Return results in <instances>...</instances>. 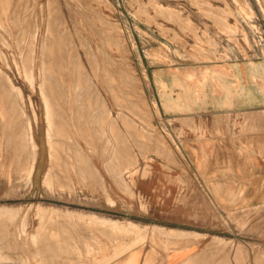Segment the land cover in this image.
Wrapping results in <instances>:
<instances>
[{"label": "rangeland", "instance_id": "1", "mask_svg": "<svg viewBox=\"0 0 264 264\" xmlns=\"http://www.w3.org/2000/svg\"><path fill=\"white\" fill-rule=\"evenodd\" d=\"M10 1L0 0V83H11L17 92L15 96L13 88L4 91L0 87V209L11 210L0 215V264H98L95 259L112 254L120 244L127 253L119 260L127 264L124 259L130 249L167 251L182 240L194 239L205 252L210 248L213 257L209 264H264V206L223 211L206 201L198 203L196 180L176 140L183 132L161 113L155 85L165 68L209 74L216 65L228 68L232 62L247 60L255 61V68L261 70L264 93V0ZM50 35L55 38L48 40ZM230 88V84L223 86L233 97ZM7 91L15 96L17 105L5 102ZM75 91L83 93L81 98L86 102L74 104V97H79L74 96ZM50 99H63L64 103L53 109L58 119H65V129L74 133L75 148L69 154L64 144L69 140L67 130L60 136L53 134L57 154L51 153L46 119ZM81 110L86 112L75 118ZM12 119L21 122L24 131L31 125L34 128L23 146L30 147L34 139L39 147L29 184L18 162L22 135L10 126ZM74 119L79 127L89 119L85 129L91 125L99 132L95 153L86 148V142L94 139L89 131L86 137L75 135ZM82 145L90 155V168L99 175L88 178L82 173L81 167L88 166L79 161L84 155ZM26 158H32L30 152ZM52 158L59 162L53 165L62 175L59 173L54 185L47 187L44 175ZM39 207L58 211L41 212ZM111 220L130 228L135 225L144 234L123 231L113 235L112 230L98 224ZM41 224L44 228L40 230ZM154 228L185 235L168 242L175 236L151 235ZM253 232H259V238ZM101 242L108 249L100 246ZM53 246L60 248L61 254Z\"/></svg>", "mask_w": 264, "mask_h": 264}, {"label": "crops", "instance_id": "2", "mask_svg": "<svg viewBox=\"0 0 264 264\" xmlns=\"http://www.w3.org/2000/svg\"><path fill=\"white\" fill-rule=\"evenodd\" d=\"M255 63L237 61L228 68L219 64L209 74L165 68L155 83L161 113L183 132L176 140L201 193L198 203L206 201L223 211L264 206L263 76ZM225 84H230L233 97L223 89ZM195 242L180 241L167 251L135 249L124 260L209 264L210 248L205 252Z\"/></svg>", "mask_w": 264, "mask_h": 264}, {"label": "bare ground", "instance_id": "3", "mask_svg": "<svg viewBox=\"0 0 264 264\" xmlns=\"http://www.w3.org/2000/svg\"><path fill=\"white\" fill-rule=\"evenodd\" d=\"M8 1H10V0H8ZM81 1V0H80ZM10 2H12V1H10ZM81 3H83V2H81ZM80 3V4H81ZM105 3V2H104ZM26 4V3H25ZM37 4V3H36ZM14 5V4H13ZM20 5H22L21 3H20ZM35 5V4H34ZM83 5V4H82ZM23 6H25V5H23ZM33 6V5H32ZM145 6V5H144ZM192 6V5H191ZM14 7V6H13ZM15 7H17V5L15 6ZM19 7V6H18ZM83 8H84V6H82ZM26 8V7H25ZM77 8V7H76ZM81 8V7H80ZM79 8V9H80ZM86 8V7H85ZM11 9H13L12 7H11ZM17 9V8H16ZM27 9V8H26ZM68 9H69V7H68ZM147 9V8H146ZM169 9V8H168ZM21 10V9H20ZM161 10H162V8H161ZM13 11V10H12ZM30 11V10H29ZM89 11V10H88ZM91 11V10H90ZM158 11V10H157ZM245 11H247V10H245ZM15 12V11H14ZM22 12V11H21ZM84 12V11H83ZM163 12V11H162ZM170 12V11H169ZM173 12V11H172ZM24 13H26V12H24ZM24 13H23V17L25 16L26 17V15H24ZM246 13H248V12H246ZM14 14V13H13ZM16 14H19V13H16ZM21 14V13H20ZM36 14V13H35ZM69 14V13H68ZM88 14V13H87ZM96 15V14H95ZM99 15V14H98ZM156 15V14H155ZM157 15H159V14H157ZM162 15V14H161ZM10 16V15H9ZM8 16V18H10ZM17 16V15H16ZM162 16H164V15H162ZM13 17V16H12ZM22 17V16H21ZM20 17V18H21ZM33 17V16H32ZM75 17V16H74ZM166 16H164V18H165ZM42 18H44V17H42ZM86 18H87V16H86ZM102 18V17H101ZM155 18V17H154ZM14 19H16V18H14ZM35 19V18H34ZM33 19V20H34ZM40 19H41V17H40ZM178 19V18H177ZM18 20V19H17ZM30 20V19H29ZM179 20V19H178ZM21 21V20H20ZM32 21V20H31ZM44 21V20H43ZM84 21V20H83ZM89 21H91V20H89ZM88 21V22H89ZM104 21V20H103ZM181 21V20H180ZM17 22H19V20L17 21ZM55 22V21H54ZM21 23V22H20ZM20 23H19V25H20ZM25 23V22H24ZM32 23V22H31ZM46 23V22H45ZM106 23V22H105ZM32 24H34L35 25V23H32ZM36 24H39L38 22L36 23ZM54 24V23H53ZM78 24H79V22H78ZM17 25V24H16ZM22 25V24H21ZM20 25V26H21ZM43 25V24H42ZM56 25V24H55ZM87 25V24H86ZM184 25V24H183ZM13 26V25H12ZM15 26V25H14ZM26 26V25H25ZM24 26V27H25ZM32 26V25H31ZM38 26V25H37ZM108 26V25H107ZM163 26V25H162ZM188 26V25H187ZM186 26V27H187ZM17 27H18V25H17ZM34 27V26H33ZM36 27V26H35ZM39 27V26H38ZM50 27V26H49ZM93 27V26H92ZM183 27V26H182ZM21 28V27H20ZM26 28V27H25ZM28 28V27H27ZM37 28V27H36ZM91 28V27H90ZM113 28V27H112ZM116 28V27H115ZM114 28V29H115ZM184 28V27H183ZM31 29V28H30ZM85 29V28H84ZM104 29V28H103ZM190 29H192V28H190ZM18 30V29H17ZM57 30V29H56ZM105 30V29H104ZM113 30V29H112ZM25 31V30H24ZM27 31V30H26ZM47 31V30H46ZM51 31V30H50ZM49 31V32H50ZM55 31V30H54ZM97 32H98V30H96ZM28 32V31H27ZM34 32V31H33ZM40 32V31H39ZM52 32L53 31H51L50 33L52 34ZM103 32V31H102ZM30 33H32V32H30ZM36 33V32H35ZM38 33V32H37ZM110 33V32H109ZM27 34H29V33H27ZM60 34V33H59ZM74 34H77V33H74ZM88 34V33H87ZM194 34V33H193ZM15 35H16V33H15ZM38 35V34H37ZM47 35V34H46ZM107 35V34H106ZM33 36H35V34L33 35ZM44 36V35H43ZM48 36H49V34H48ZM51 36V35H50ZM17 37V36H16ZM27 37H28V35H27ZM36 37V36H35ZM54 37V36H53ZM52 36L51 37H47L48 38V40H49V38H53ZM79 37H81L80 35H79ZM92 37V36H91ZM111 37V36H110ZM55 38V37H54ZM60 38V37H59ZM107 38V37H106ZM84 39V38H83ZM52 40V39H51ZM60 40V39H59ZM58 40V41H59ZM85 40V39H84ZM108 40V39H107ZM101 41V40H100ZM48 42V41H47ZM51 42V41H50ZM49 42V43H50ZM56 42V41H55ZM94 42V41H93ZM46 43V42H45ZM57 43V42H56ZM55 43V44H56ZM83 43V42H82ZM103 43V42H102ZM108 43V42H107ZM50 44H52V43H50ZM45 45V44H44ZM53 45V44H52ZM109 45V44H108ZM49 46V45H48ZM87 46V45H86ZM72 47V46H71ZM83 47V46H82ZM90 47V46H89ZM104 47V46H103ZM46 48H47V46H46ZM58 48V47H57ZM62 48V47H61ZM73 48V47H72ZM105 48V47H104ZM48 49V48H47ZM49 49H52L51 47L49 48ZM63 49V48H62ZM61 49V50H62ZM81 49V48H80ZM85 49V48H84ZM90 49H91V47H90ZM98 49H100V48H98ZM102 49V48H101ZM76 50V49H75ZM88 50V49H87ZM87 50H85V51H87ZM40 51V50H39ZM60 51V50H59ZM64 51V50H63ZM71 51V50H70ZM101 51V50H100ZM47 52V51H46ZM51 52H52V50H51ZM65 52V51H64ZM78 52V51H77ZM92 52H93V50H92ZM44 53V52H43ZM42 53V54H43ZM49 53V52H48ZM73 53V52H72ZM86 53H88V52H86ZM107 53V52H106ZM91 54H93V53H91ZM50 55V54H49ZM88 55H90V53L88 54ZM101 55H104V53L103 54H101ZM106 55V54H105ZM43 56H44V54H43ZM48 56V55H47ZM54 56V55H53ZM72 55H70V57H71ZM50 57V56H49ZM96 57V56H95ZM107 57H109V56H107ZM107 57H105V58H107ZM210 57V56H209ZM43 58V57H42ZM51 58V57H50ZM54 58V57H53ZM88 58V57H87ZM90 58H92L93 59V56L92 57H90ZM111 58H113V57H111ZM110 58V59H111ZM52 59V58H51ZM55 59V58H54ZM58 59V58H57ZM56 59V60H57ZM94 59H96V58H94ZM109 59V58H108ZM56 60H54L55 62H56ZM89 60V59H88ZM91 60V59H90ZM44 62H45V60H43ZM51 61V60H50ZM106 61V60H105ZM110 61V60H109ZM54 62V63H55ZM64 62V61H63ZM91 62V61H90ZM89 62V63H90ZM93 62H94V60H93ZM99 62V61H98ZM98 62H96V63H98ZM43 63V62H42ZM49 63V62H48ZM58 63H60V62H58ZM58 63H56V64H58ZM65 63V62H64ZM68 63V62H67ZM106 63V62H105ZM45 65H46V63H44ZM50 64V63H49ZM80 64V63H79ZM91 64V63H90ZM40 65V64H39ZM43 65V64H42ZM44 65V66H45ZM55 65V64H54ZM61 65V64H60ZM70 65V64H69ZM47 66V65H46ZM50 66V65H49ZM74 66V65H73ZM100 66V65H99ZM114 66V65H113ZM48 67V66H47ZM62 67V66H61ZM44 68V67H43ZM52 68V67H51ZM111 68V67H110ZM126 68V67H125ZM40 69V68H39ZM57 69H59V68H57ZM64 69V68H63ZM73 69V68H72ZM93 69V68H92ZM108 69H109V67H108ZM108 69L106 70V71H108ZM111 70V69H110ZM117 71H119V70H117ZM1 72V71H0ZM48 72V71H47ZM60 72V71H59ZM82 72V71H81ZM111 72V71H110ZM118 73V72H117ZM42 74V73H41ZM45 74H46V72H45ZM58 74H60V73H58ZM78 74V73H77ZM76 74V75H77ZM79 74H80V72H79ZM84 74V73H83ZM104 74H105V72H104ZM111 74V73H110ZM121 74H123V73H121ZM134 74V73H133ZM1 75V74H0ZM3 75V74H2ZM53 75H55V74H53ZM67 75H68V73H67ZM129 75V74H128ZM4 76V75H3ZM45 76V75H44ZM57 76V75H56ZM66 76V75H65ZM106 76H107V74H106ZM105 76V77H106ZM52 77V76H51ZM55 76H53V78H54ZM73 77H74V75H73ZM7 78V77H6ZM5 78V81L7 80ZM84 78V77H83ZM132 78V77H131ZM1 79V78H0ZM47 79H48V77H47ZM107 79V78H106ZM109 79V78H108ZM58 80H60V79H58ZM64 80V79H63ZM130 80V79H129ZM46 81V80H45ZM51 81H53V80H51ZM50 81V82H51ZM123 81H125V80H123ZM54 82H58L57 80H55ZM53 82V83H54ZM5 82H3V84H1L0 83V87H2V89L3 88H5V90L4 91H6L8 88H13V89H11V91H12V94H14L15 95V92H17L16 91V87L14 88V86L13 85H10L11 83L8 81V83H10L9 85L8 84H4ZM43 83V82H42ZM64 83V82H63ZM70 83V82H69ZM109 83V82H108ZM107 83V85H109ZM14 84V83H13ZM74 84V83H73ZM125 84H127V82L125 83ZM9 87H8V86ZM56 86H57V84H55ZM58 85H59V83H58ZM75 85V84H74ZM120 85V84H119ZM128 85V84H127ZM126 85V86H127ZM136 85V84H135ZM134 85V86H135ZM41 86V85H40ZM62 86V85H61ZM105 86V85H104ZM43 87V86H42ZM44 88V87H43ZM53 88V87H52ZM57 88V87H56ZM55 88V89H56ZM107 88V87H106ZM112 88V87H111ZM114 88V87H113ZM130 88V87H129ZM40 89V88H39ZM49 89V88H48ZM54 89V88H53ZM58 89V88H57ZM56 89V90H57ZM10 90V89H9ZM15 90V91H14ZM46 90V89H45ZM60 90H61V88H60ZM60 90H58V92H59V94L61 95V93H62V91L60 92ZM134 90V89H133ZM13 91H14V93H13ZM48 91V90H47ZM50 91V90H49ZM55 91V90H54ZM81 91V90H80ZM1 93H2V90L0 91ZM55 92H57V91H55ZM75 92H77V93H74V96H78L79 95V97H74L75 99L73 100V102H74V104H76V105H80V104H83L82 102L84 101V102H86V100H84L85 98H81V95L83 94V93H79L78 91H75ZM82 92V91H81ZM7 97L5 98V102L7 103V104H9V103H11V104H13L14 103V105L16 104L15 102H16V99L14 100V98H15V96L14 95H12V94H10V92H8L7 91ZM53 93V92H52ZM118 93V92H117ZM120 93V92H119ZM5 94H6V92H5ZM131 94V93H130ZM2 95V94H1ZM45 95V94H44ZM46 96V95H45ZM48 96V95H47ZM47 96L46 97H44L45 98V102L46 103H48L47 101H48V98H47ZM62 96V95H61ZM3 97V96H2ZM1 98V97H0ZM1 100H3V99H1ZM4 101V100H3ZM61 102L62 103H64L63 102V99H58V100H56V101H54L53 99H50V101H49V105H50V108H49V112H48V118H46V119H48V127H49V132H47L48 133V140H49V144L51 143L52 145H51V148H50V150H51V153L53 152V151H55V149L57 148L56 146H53V140H51V139H53L52 137H54L55 135L57 136V135H63L64 133L63 132H65V130H67V134H66V136H68V137H66V139L67 138H69V140H68V142H64V144H65V146H67V154H69L71 151H73L74 150V144H73V141H76V140H74L75 138L73 137V135H74V133H72V132H74L73 131V128L75 127L77 130H76V133H75V135L77 134V133H79V134H81L82 136H84V137H86L85 136V132H87V131H89V133H88V135L89 136H91L92 138H94V139H91V141H89V143L87 144V142H86V145H87V149H90L89 151H90V153H95L96 152V149H95V147H96V144H97V137H99V132L98 131H95L94 130V128L90 125V128H88V130H86L85 129V126H89V123H90V120L89 119H87V120H85V124L83 125V126H80L79 127V124H78V122L74 119V121L75 122H73L71 125H72V127L70 126V124L69 123H67V122H69V121H67L66 123L67 124H69V126L71 127V129H72V131H71V133L73 134H70V132H68L69 130L68 129H65V127L67 126V125H65V119H58L57 118V114H56V111L53 109V108H55L54 106H57V104H61ZM45 103V104H46ZM127 103H128V101H127ZM117 104V103H116ZM17 105V104H16ZM48 105V106H49ZM19 106V105H18ZM48 106H46V108L48 107ZM120 106V105H119ZM117 107V106H116ZM129 107V106H128ZM17 107H15V109H16ZM121 108H123V107H121ZM120 108V109H121ZM123 110V109H122ZM132 110V109H131ZM83 110H81L80 112H82ZM85 111V110H84ZM158 111V110H157ZM86 112V111H85ZM84 112V113H85ZM83 112L82 113H78V114H76L75 115V118H76V116L77 115H79V114H84ZM143 113V112H142ZM86 115H87V113H86ZM139 115V114H138ZM127 116V115H126ZM143 116V115H142ZM16 117V116H15ZM86 118H87V116H86ZM123 118V117H122ZM139 118H142V117H140L139 116ZM9 119H11V118H9ZM8 119V120H9ZM13 119H14V116H13ZM13 119H12V121H13ZM127 119V118H126ZM130 119V118H129ZM70 120V119H69ZM16 121H19V120H16ZM47 121V120H46ZM71 121V120H70ZM250 121V120H249ZM98 123V121L96 120V118H94V123ZM7 124V123H6ZM10 124V122H8V125ZM23 124V123H22ZM143 124V123H142ZM6 126V125H5ZM10 126L13 128V129H18L20 132H21V135H22V145H20L19 147H17V152H20L19 153V158L18 157H16V160H17V158H18V162L22 165V168H23V170H24V175H25V177H26V181L25 182H27L28 184L29 183H31L32 182V180H33V176H34V170L36 169V163H37V158H38V155H39V147H38V145L35 143V141H34V139H32L31 137H29L30 139H32V142H31V146L30 147H28V146H23V144H24V140H26V138L30 135H32V134H34V128L32 127V125H31V128L29 129V130H27V131H24L23 130V127L21 126V122H11V124H10ZM65 126V127H64ZM143 126V125H142ZM130 128V127H129ZM86 130V131H85ZM24 131V132H23ZM55 132V133H52V132ZM145 133V132H144ZM53 134H54V136H53ZM101 134V133H100ZM55 136V137H56ZM81 136V138L82 139H84L83 137ZM148 136V135H147ZM76 137V136H75ZM149 138V137H148ZM79 141V140H78ZM120 145V144H119ZM144 145H145V143H144ZM140 146V145H139ZM82 148L84 149L83 150V154L84 155H82V157H81V159L79 160L80 162H81V160H82V163L81 164H85V165H88V166H83V168L81 167V170H82V173H87V176H88V178L91 176V177H94V175H99L98 174V171L96 170V169H92V168H90L91 166H90V164H89V154L88 153H86V151H85V148H84V146L82 145ZM117 148H119V146L117 147ZM118 150V149H117ZM159 150H161V148H159ZM144 151V150H143ZM27 152H30L31 153V156H32V158H26V156H27ZM55 153L57 154V152L55 151ZM69 157H71V156H69ZM122 157V156H121ZM55 158H52L51 159V166H50V168L46 171V173H45V175H44V184L45 185H47V187H52L53 185H54V182H55V178H57V176H58V174L59 173H61L60 171H59V169H57L56 168V166L55 165H53L54 163H57L58 161H57V159H55ZM117 159V158H116ZM128 159H129V157H128ZM127 160V159H126ZM115 161V160H114ZM17 162V161H16ZM71 162V161H70ZM70 162H68V163H70ZM32 163V164H31ZM59 163V162H58ZM31 164V165H30ZM61 164V163H60ZM113 164V163H112ZM14 165H18V163L17 164H14ZM21 165H20V167H21ZM77 165H78V163H77ZM107 165V164H106ZM105 166V165H104ZM108 166V165H107ZM108 168V167H107ZM106 168V169H107ZM17 169H18V167H17ZM21 169V168H20ZM30 169V170H29ZM109 169H111V168H109ZM22 170V169H21ZM128 170V169H127ZM108 171V170H107ZM80 173H81V171H80ZM111 173V172H110ZM128 173V172H127ZM16 174V173H15ZM89 174V175H88ZM61 175H62V173H61ZM83 175V174H82ZM112 175H114V174H112ZM117 175V174H116ZM120 175V174H119ZM123 175V174H122ZM131 175V174H130ZM21 176V175H20ZM19 176V177H20ZM84 176H85V174H84ZM132 176V175H131ZM115 178V177H114ZM60 179V178H59ZM58 179V180H59ZM118 179H120V178H118ZM57 180V179H56ZM57 180V181H58ZM115 180V179H114ZM121 180H122V178H121ZM100 182V181H99ZM120 182V181H119ZM125 182V181H124ZM57 183H59V182H57ZM57 183H56V185H57ZM103 185V184H102ZM104 186V185H103ZM123 187V186H122ZM125 190H126V188H124ZM104 190H106V188L104 189ZM127 191L129 192V190L127 189ZM123 192V191H122ZM125 193V192H124ZM40 209H39V211H41V212H43V211H47V210H50V211H56L57 209H55V208H53V209H49V208H44V207H39ZM58 211V210H57ZM8 212H11V210L10 209H8V208H5V209H0V215H4V214H9ZM2 213V214H1ZM51 215H52V213H50ZM50 214H49V216H50ZM2 215V216H3ZM11 216V215H10ZM90 216V215H89ZM26 222V221H25ZM42 223V222H41ZM53 223V222H52ZM57 223V222H56ZM72 224V223H71ZM97 224V223H96ZM98 224H100V225H102L103 226V228L105 227V229L107 228V230H112L113 231V235L115 234V232H123V231H127L126 233H135L134 234V236L135 235H138V236H143L142 234H144V231H142V230H140L139 228H134V227H136L135 225H131L132 227L130 228V227H127V226H122L121 225V223H116L115 221H105V222H100V223H98ZM44 225V224H43ZM50 225V224H49ZM55 225V224H54ZM99 225V226H100ZM51 226H52V224H51ZM57 226V225H56ZM74 226V225H73ZM88 226V225H87ZM102 226H100L101 228H102ZM54 227V226H53ZM42 228H44L43 226H42V224H41V226H40V230L42 229ZM46 229V228H45ZM48 229V228H47ZM46 229V230H47ZM49 229H52V228H49ZM54 229H56V227H54ZM46 230H44V231H46ZM109 230V231H110ZM145 230H147V228L145 229ZM49 231H51V230H49ZM86 231V230H85ZM108 231V232H109ZM112 231H110V232H112ZM151 235H160V234H169L171 237H174L175 236V238H173V239H167V241L168 242H175V240L177 241L178 240V238L177 237H184V233H182V234H178L177 232H175V231H169V230H165V229H162V228H154V229H151ZM42 232V231H41ZM51 232H53V231H51ZM118 234V235H120V237H121V234ZM150 233V232H149ZM156 233H159V234H156ZM181 235V236H180ZM153 236V237H154ZM119 237V238H120ZM111 238H113V236L111 237ZM122 239H123V237H121ZM121 239V240H122ZM110 240V239H109ZM113 240V239H112ZM120 240V239H119ZM120 240V241H121ZM119 241V242H120ZM183 241V240H182ZM187 240H185V242H186ZM216 241V240H215ZM111 242H113V241H111ZM143 242H144V240H143ZM220 242V241H219ZM38 243V242H37ZM102 243V245L100 244V246H103L105 243L104 242H101ZM138 242H136V244H137ZM226 243V242H225ZM229 243V242H228ZM52 244H53V242L51 243V246H52ZM112 244V243H111ZM111 244H110V246H111ZM114 244V243H113ZM112 244V245H113ZM115 244H117V243H115ZM114 244V245H115ZM141 244V243H140ZM29 245V244H28ZM54 245V244H53ZM56 245L57 244H55V247H56ZM211 245V244H210ZM50 246V247H51ZM89 246V245H88ZM87 246V247H88ZM116 246V245H115ZM50 247H48V248H50ZM58 247V246H57ZM61 247V246H60ZM90 247V246H89ZM104 247H106L105 245H104ZM120 247H123V244H120V245H118L115 249H114V251L112 252V254H104V255H102L101 257H99V258H97V259H95V263L96 262H98V264L100 263V264H121V262H120V258H122L124 255H126V253L124 252V251H122L121 249H120ZM53 248H54V246H53ZM107 248V247H106ZM111 248V247H110ZM55 249H57V252H58V250H59V252L57 253L56 251H55ZM100 249H102V247L100 248ZM99 249V250H100ZM105 248H103V250H104ZM108 249V248H107ZM48 250H50L51 251V249H47V251ZM132 250V251H131ZM133 250H135V249H130V252L129 253H131V254H133ZM46 251V252H47ZM54 251L57 253V254H61V251H60V248L58 249V248H54ZM100 251H102V250H100ZM104 251H106V249L104 250ZM238 251V250H237ZM49 252V251H48ZM51 253H52V251H51ZM55 253V254H56ZM102 253V252H101ZM100 253V254H101ZM239 253V252H238ZM237 252H236V254H237V256L239 257V254H238ZM50 254V253H49ZM235 254V255H236ZM99 255V254H98ZM28 256V255H27ZM49 256V255H48ZM198 256V255H197ZM53 258V257H52ZM194 258V257H193ZM59 260H62V259H60V258H58ZM198 259H200V258H198ZM197 259V260H198ZM236 259V258H235ZM237 259H239V258H237ZM241 259V258H240ZM239 259V260H240ZM53 259H51V261H52ZM55 260V259H54ZM53 260V261H54ZM238 260V261H239ZM39 261V260H38ZM235 261V260H234ZM56 262V261H55ZM42 263V262H41ZM58 262H56V264H57ZM61 262H59V264H60Z\"/></svg>", "mask_w": 264, "mask_h": 264}]
</instances>
